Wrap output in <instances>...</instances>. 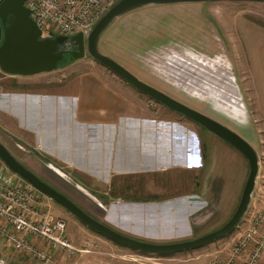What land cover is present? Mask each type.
<instances>
[{
    "label": "rangeland",
    "instance_id": "1",
    "mask_svg": "<svg viewBox=\"0 0 264 264\" xmlns=\"http://www.w3.org/2000/svg\"><path fill=\"white\" fill-rule=\"evenodd\" d=\"M188 6L176 7L173 13L177 22L168 24V29L164 24L161 30L153 31L154 27L142 24L137 13L115 25L113 22L103 32L98 48L148 84L232 127L255 147L251 134L264 137V121L260 114L251 113L256 104L243 79L251 76L250 67L247 69L248 59L239 51L234 21L240 15L264 25V0H215ZM156 11H149L146 18L155 19ZM143 27L148 34H142ZM166 34L170 35L166 44L153 46L154 35ZM91 72L120 82L115 89L119 93L93 92L91 106L97 108L90 112L93 124L79 127L73 120L81 116L78 78ZM188 83L200 92L209 90L211 96L191 93L186 89ZM0 90L31 93L34 97L50 94L43 98L45 102L41 100L39 110L34 103L19 106L18 114L0 110V140L22 163L85 211L141 239L161 242L194 238L228 221L229 217L223 220L218 211L207 216L209 200L201 191L202 180L211 169L209 143L213 144L214 155L211 177L223 175L231 187L237 182L239 162L226 149L225 141L141 92L99 61L88 55L80 59L65 57L55 70L33 76L11 75L0 69ZM52 94L60 95L59 100ZM219 103L241 110L232 115L234 109H221ZM67 106L69 111L65 110ZM130 111L137 116L128 115ZM68 119L72 128L67 130ZM105 122L110 123L98 126ZM182 136L189 149L178 156ZM158 143L161 148L156 152L153 144L158 147ZM121 152L126 155L123 159L117 157ZM259 156L264 166V155L260 152ZM152 159L167 168L162 173H138L142 167H151ZM177 163L187 165L180 167ZM3 169L9 170L6 165ZM12 179L25 183L18 175ZM258 181L264 186V169ZM255 199L260 201V197ZM49 203L52 212L65 220L67 234L77 248L73 254L60 251L53 264H207L247 224L246 219L230 236L204 247L160 256L118 244L51 199ZM136 203L154 207L133 206ZM0 264L43 263L1 242Z\"/></svg>",
    "mask_w": 264,
    "mask_h": 264
},
{
    "label": "water",
    "instance_id": "2",
    "mask_svg": "<svg viewBox=\"0 0 264 264\" xmlns=\"http://www.w3.org/2000/svg\"><path fill=\"white\" fill-rule=\"evenodd\" d=\"M204 1L215 0H117L101 16L87 35L78 33L73 36L59 34L43 37L42 31L31 16L30 9L25 5L26 0H0V69L3 72L21 76H33L51 72L64 59V51L60 47L65 40H69L78 47L77 50L72 52L74 59H80L88 55L99 61L141 92L216 134L236 148L247 159L249 174L238 206L227 222L221 227L195 238L161 242L132 237L98 220L65 193L44 181L33 170L26 167L0 140V159L10 172L18 175L37 191L64 207L89 228L118 244L143 253H156L160 256L171 255L198 249L216 240L230 236L245 217L257 188V180L261 169L260 156L257 149L244 136L214 117L179 101L166 92L143 81L122 64L102 53L98 48L99 40L110 24L118 17L132 10L152 4ZM133 206L153 208L154 204L136 203Z\"/></svg>",
    "mask_w": 264,
    "mask_h": 264
},
{
    "label": "built area",
    "instance_id": "3",
    "mask_svg": "<svg viewBox=\"0 0 264 264\" xmlns=\"http://www.w3.org/2000/svg\"><path fill=\"white\" fill-rule=\"evenodd\" d=\"M116 1L26 0L25 5L43 37L73 36L87 35ZM254 196L262 203H251L238 227L247 219L246 226L207 264H264V186L257 184ZM0 241L43 264H53L60 251L73 254L77 249L67 234L65 220L52 212L48 197L1 173Z\"/></svg>",
    "mask_w": 264,
    "mask_h": 264
},
{
    "label": "crops",
    "instance_id": "4",
    "mask_svg": "<svg viewBox=\"0 0 264 264\" xmlns=\"http://www.w3.org/2000/svg\"><path fill=\"white\" fill-rule=\"evenodd\" d=\"M191 3H176V4H152V5H147L145 7H140L137 8L133 11H130L122 16H120V18L118 17L115 21L114 24L115 25L118 21L122 20V19H127V18H132V15H134V13H137L140 18V20L142 21L143 25L148 26V28H153V31H157L158 29L161 28L162 25H166V29L169 28L170 23L174 24L177 22V16L173 13L176 9V7H186L189 8L188 5H190ZM201 4H198V6ZM203 5V4H202ZM197 6V7H198ZM153 10H157L156 14H158V16L154 19V18H146V14L149 13V11H153ZM150 16V15H149ZM235 18V17H234ZM113 23V22H112ZM235 26H234V30H236L238 32V38H239V51H241V54L245 57H247L248 59V67L247 69L250 67V74L248 78H243L246 81V87L245 89L248 90L249 92H251L254 96V102L256 104V109L252 110L251 113L254 114L256 112V114H260L262 117V120L264 121V25L261 24L260 22L250 19V18H246L243 16H236L235 18ZM111 25V24H110ZM126 26H129V22L126 24ZM112 27V25L110 26V28ZM164 28V27H163ZM165 29V28H164ZM148 29L143 27V33L144 35L148 34ZM161 30V29H160ZM177 37V35H175ZM144 36H140V38H143ZM149 37V35L147 36ZM170 35L166 34L165 35H154V42L152 43L153 46L156 45H161L163 43L166 44V41L169 39ZM167 39V40H166ZM173 39V37L171 38ZM165 41V42H164ZM108 47V45H106ZM200 60L202 61H206L205 58L199 56L198 57ZM248 80V81H247ZM79 81V85H78V90H80L78 92V96L80 97V100L78 101V113L80 111V118H74L73 120L74 123L76 122L77 125L80 127V124H84V126H86L87 124H93L91 118L93 116L90 115V112L93 110H96L97 108H92L91 104L93 100L91 98L92 93L93 92H114V93H119L116 92V88L120 86V82H118L117 80H114L112 78H107L103 75H101L100 73L97 72H91V73H86L85 76H80L78 78ZM178 85H180V83H178ZM189 86H186V89L189 90L191 93H194L196 95H200V96H211L209 95V90H206V92L202 91L200 92L199 88L194 87L193 85L189 84ZM210 89V88H208ZM205 90V89H202ZM40 95V96H38ZM50 94H37L34 97V94L28 93V94H23V93H17V92H9L6 93L2 90H0V110L2 111H10L13 114H18V111H20V108H22V106L24 105H33V103L36 106V110H39L40 105L45 102L43 101V98L45 99L47 96H49ZM54 95V94H52ZM51 95V96H52ZM216 95V93H215ZM37 96V97H36ZM56 96V97H54ZM53 97L56 98L57 100H59L60 95H54ZM68 98V97H67ZM35 99V101H34ZM41 100L43 102H41ZM94 104V102H93ZM221 104V103H219ZM57 106H55L54 108L59 109L58 107L60 106V102L58 101V103H56ZM20 106V108H19ZM62 106V105H61ZM221 109L223 108H229V106L225 105V104H221L219 105ZM136 108V107H135ZM14 109V110H13ZM69 107L67 106L65 108L66 111H69ZM133 111V108H130ZM231 112L232 115H234L236 112L240 111L241 109H237V108H229V110H233ZM23 110V109H22ZM226 110V109H225ZM16 111V113H15ZM132 111H130L128 113V115L132 116H137V115H131ZM243 111V109H242ZM111 112H114L113 109H111ZM21 113V112H20ZM247 116V114H246ZM55 118V117H54ZM90 119V120H89ZM250 119V118H249ZM150 123H154L155 119L151 120L148 119ZM252 121V116L251 119ZM67 125H66V129H71L72 126L70 124L71 119L68 121ZM65 123V121L63 122ZM62 123V124H63ZM107 123L110 122H105L104 124H100L98 125L100 126H104L107 125ZM170 124V122H168ZM114 125V124H113ZM158 125V123H157ZM95 128L94 131H99V128L93 126ZM77 129V128H76ZM86 133L88 132L85 131ZM102 132V131H101ZM254 133V132H253ZM258 133V131H257ZM88 135V134H86ZM101 135V134H100ZM160 135V134H159ZM254 135L256 136V133H254L253 135L251 134V138L253 137V143L257 149V151H259V153L261 152V154L264 155V137L263 136H259L257 134L256 138L254 139ZM91 136V135H89ZM93 136V135H92ZM100 138V137H99ZM185 139V138H184ZM183 140V136L180 139V149H181V153L178 154V156L182 155V152L185 151L187 152L189 147L186 148V145L184 143ZM252 142V141H251ZM106 143V142H104ZM155 143V142H153ZM183 143V146H182ZM226 144L225 147L228 151H230L231 154L234 155L235 159L239 162V174H238V179L237 182L235 184H233V186L231 187V185H227L226 180L223 178V175H220L218 178L213 179L211 177V170H212V166H213V159H214V155H213V144L209 143L208 145V153H207V157L208 155H210V161L209 165L211 167L210 169V173H208V176H206L205 174V179L202 180V184H201V191H203L202 193L206 194V198L207 200V207H208V214L207 216L210 217L211 214L214 211H218L219 216L223 217V220L225 218H230V216H232V214L234 213L235 209L238 206L239 200L241 198L242 195V191L244 189L247 177H248V167H247V159L236 149L234 148L232 145L228 144L227 142H224ZM212 144V145H211ZM258 144L260 145V149L258 147ZM149 145V144H148ZM159 145V143H158ZM122 148V147H121ZM161 146L159 145L158 147L155 146V144H153V149L154 151L159 150L160 151ZM178 149V150H180ZM183 150V151H182ZM173 152V151H172ZM177 154V151H176ZM176 154L174 155V158H176ZM156 155V154H155ZM154 154L152 155L153 158H159L161 156H155ZM160 155V154H159ZM123 156L126 157V155L124 153H120L117 154V157H121L123 159ZM182 159V158H181ZM207 159V158H206ZM156 162L154 159H152V166L147 168L146 167H142L141 171L138 170V173H145V172H153V173H162L161 171L166 169L167 167H161L162 165L158 164V163H153ZM248 162V161H247ZM178 164V163H177ZM184 164V165H183ZM183 164H178L180 167L187 165V163H183ZM3 165L4 162L0 159V173L7 177H14L15 174H13L12 172H10L7 169H3ZM264 166H261L260 172L263 171ZM3 169V170H2ZM159 169V170H158ZM178 169V168H176ZM158 170V171H157ZM259 180V177H258ZM257 180V184H259V181ZM203 196V195H202ZM254 201V202H253ZM252 203H256V204H261V200L258 202V200L256 201L255 196H253L252 199ZM1 243V241H0Z\"/></svg>",
    "mask_w": 264,
    "mask_h": 264
},
{
    "label": "flooded vegetation",
    "instance_id": "5",
    "mask_svg": "<svg viewBox=\"0 0 264 264\" xmlns=\"http://www.w3.org/2000/svg\"><path fill=\"white\" fill-rule=\"evenodd\" d=\"M77 46L75 45V44H73L71 41H69V40H65L63 43H62V45H61V47H60V49L62 50V51H64V58L65 57H72V52H74L75 50H77ZM26 167H28L29 169H31V170H33L40 178H42L36 171H35V169H33L32 167H30V166H28L26 163H23ZM44 181H46L44 178H42ZM46 182H48V181H46ZM80 206V205H79ZM85 210V209H84ZM89 213V212H88ZM89 214H91V213H89ZM92 216H94L95 218H97L98 220H100V221H102V222H104V223H106V224H108V225H110V226H112L113 228H115L116 230H118V231H120V232H122V233H124V234H127V235H130V236H132V237H137V236H134V235H132V234H129V233H126V232H124V231H122V230H120V229H118V228H116L115 226H113V225H111V224H109L106 220H104V219H102L101 217H98V216H96V215H93V214H91ZM137 238H139V237H137ZM195 238V237H194ZM141 239V238H140Z\"/></svg>",
    "mask_w": 264,
    "mask_h": 264
}]
</instances>
